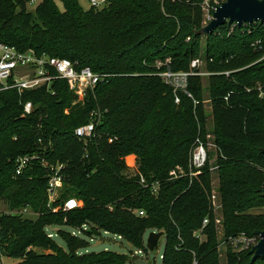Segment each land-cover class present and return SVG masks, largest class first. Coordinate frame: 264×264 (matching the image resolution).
Here are the masks:
<instances>
[{
	"label": "trees",
	"instance_id": "obj_1",
	"mask_svg": "<svg viewBox=\"0 0 264 264\" xmlns=\"http://www.w3.org/2000/svg\"><path fill=\"white\" fill-rule=\"evenodd\" d=\"M31 1L0 0V42L111 76L78 103L63 79L50 90L0 91V201L38 215L0 211V264L3 256L19 264H128V253L80 250L88 237L110 232L149 252L147 230L164 232L162 264H221L210 198L215 165L224 236L264 230V213L251 212L264 207V97L258 90L264 91V22L225 24L202 35L205 0H106L103 8L89 9L79 0H59L63 10L56 0H41L35 13L28 10ZM167 57L175 71L189 70L201 57L209 73L216 160L192 181L171 179L170 171L187 169L196 139L207 141L203 75L189 77L194 98L180 93L176 103L154 65ZM28 101L33 110L26 114ZM94 110L100 112L96 136L85 141L75 128ZM27 154L37 158L16 174V159ZM132 154L139 166L130 173L125 158ZM59 164L63 185L49 206L48 181ZM156 181L160 188L153 192ZM71 197L83 206L53 211ZM206 217L200 239L195 233ZM50 227H58L66 249ZM227 260L249 264L251 255L228 249ZM254 264H264V257Z\"/></svg>",
	"mask_w": 264,
	"mask_h": 264
},
{
	"label": "built area",
	"instance_id": "obj_2",
	"mask_svg": "<svg viewBox=\"0 0 264 264\" xmlns=\"http://www.w3.org/2000/svg\"><path fill=\"white\" fill-rule=\"evenodd\" d=\"M90 1L94 7L106 3V0ZM225 1L226 0H205L203 2L204 25L208 24L213 19L214 11ZM235 25H237V23H234L229 27L233 28ZM259 43L260 41H256L253 45L256 46ZM170 64L171 58L167 57L166 59H157L154 65L157 68L156 74L160 76L167 85L173 88L175 102H180V93H186L190 98H194L193 94L188 90L189 77L191 75L209 74L202 70L203 65H205V60L201 57L194 58L191 61L190 69L187 71H175L171 68ZM226 74H229V72H226ZM110 76L111 74L96 73L90 67H78L76 63L68 58L50 56L46 53L38 55L32 50L20 51L13 45L0 42V91L16 89L19 93H23L26 90H36L43 86H46V88L50 90L54 80L63 79L67 82L69 89L75 95L74 103H78L84 101L90 90L94 89L98 84L104 82L106 78ZM258 90L260 97H264V91L261 89V86L258 87ZM194 102L197 104L198 100L194 99ZM32 110L33 103L31 101L26 102L24 105V113L28 114L32 112ZM99 119L100 112L94 110L91 113V119L89 122L75 128V135L85 141L93 139L96 136V125ZM211 144L212 143L209 141H205L203 138L198 137L191 151L188 168L182 169V167H178L177 169L171 170L170 178L178 179L188 176L192 181L194 177H197L210 161ZM212 145L214 146V144ZM35 158H37V155L30 154L18 157L16 159V174H21L28 166L29 162ZM63 167L62 164L52 167L53 173L49 177L47 188L49 206L56 199L58 192L63 185V174L61 173ZM217 169V165L211 167V171ZM140 182L144 186L150 185L143 175L140 176ZM151 187L153 192H157L160 188V182L156 181L151 183ZM210 198L215 213L217 209L215 204V200L217 199L216 194L212 193ZM82 206V200L71 197L61 206L53 208V211L56 212L60 209L69 211ZM28 208L29 207L22 208L16 211V213L24 215L27 213ZM138 213L144 215L142 210L138 211ZM208 223L209 217L204 218L202 227L195 233L198 238L202 239L204 237L203 230ZM216 227L219 235L218 251L221 261L223 258L225 259L224 264H228V249H231L234 252L249 251L260 240V236L256 233L254 235H249L245 232L225 237L222 228V217H216ZM83 228L86 229L87 226L85 225ZM76 230L82 232L79 228ZM73 233L75 234V232ZM119 237L122 238L121 236ZM131 256H136V252L132 253ZM192 264H200V262L199 260L194 259Z\"/></svg>",
	"mask_w": 264,
	"mask_h": 264
},
{
	"label": "rangeland",
	"instance_id": "obj_3",
	"mask_svg": "<svg viewBox=\"0 0 264 264\" xmlns=\"http://www.w3.org/2000/svg\"><path fill=\"white\" fill-rule=\"evenodd\" d=\"M41 0H33V2L31 1L28 4V10L31 12L35 13V8L38 5V3ZM57 5L59 6L60 9L63 10V4L61 1L56 0ZM80 4L82 5V7L84 9H89L92 7L91 1L90 0H79ZM107 4H101L99 6H96L97 8H103L104 6H106ZM202 45L203 48L205 47V39H203L202 41ZM202 70L206 73H208V70L206 69V65H203ZM209 76L208 74L203 75L202 76V85L204 87V99L205 101H209L210 98V92H209ZM205 109L206 112L209 114L208 116V121H207V135H206V139L207 141H209L210 143L213 142L214 140V133H213V129H214V121H213V117L210 115L211 114V106L209 102L205 103ZM210 154H211V159H210V164H215V153H214V146L211 144L210 146ZM126 161V165L129 168V172L133 173L137 170L138 168V159L136 157V155L132 154L129 155L125 158ZM185 169V168H182ZM211 170V169H210ZM212 184H213V193L216 194V200H215V204H216V212L215 215L216 217H222L221 214V209H222V203H221V198L219 197V193H217L215 191V189L217 190L220 184V179L218 176V172L217 170L212 171ZM215 191V192H214ZM0 211H6V212H12V213H16V210H10L8 207V204L6 203L5 200L0 201ZM252 213L254 214H259V213H264V207L259 208V209H253L251 210ZM24 216L26 218H30V219H36L38 217V215L36 213H34V211L32 210V208H28V211L26 214H24ZM70 231L75 232V234L80 235V236H85V233L83 232H78L76 229H72V228H68ZM58 230V227H50L48 228V232L49 233H53L55 235V239L57 240V242L66 249V244L63 241V239H61L58 235H56V232ZM153 230H147V232L145 233V244H147V240L149 237V234L152 232ZM219 237V235H218ZM89 240V246L87 248H83L80 250L81 253L83 252H91V251H101V250H113V251H117L120 253H128V254H132L136 252V256L132 257L131 260L128 262V264H162V258L161 255L163 254L164 251V245H165V238L164 236H162L159 240V243L157 245V247L151 251L149 250V252H145L144 250H140L138 248H135L134 246H132L129 242H127L125 239L120 238L118 235L110 233V232H102L99 235L94 236L93 238L88 237ZM141 251V252H139ZM1 262L2 264H19L20 260L19 259H14L11 257H7V256H3L1 257ZM222 264L225 263V259L223 258V260L221 261Z\"/></svg>",
	"mask_w": 264,
	"mask_h": 264
},
{
	"label": "water",
	"instance_id": "obj_4",
	"mask_svg": "<svg viewBox=\"0 0 264 264\" xmlns=\"http://www.w3.org/2000/svg\"><path fill=\"white\" fill-rule=\"evenodd\" d=\"M264 22V0H226L213 13V19L199 30V34H212L219 26L228 24L229 26L237 23L238 26L244 23ZM264 152V148L262 149ZM264 197V188L261 190ZM260 236L259 242L250 250L251 260L249 264H254L259 258L264 257V230L255 232ZM164 235L163 231L153 230L148 237L147 247L153 251L160 238ZM151 264V263H150Z\"/></svg>",
	"mask_w": 264,
	"mask_h": 264
}]
</instances>
